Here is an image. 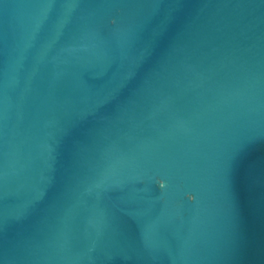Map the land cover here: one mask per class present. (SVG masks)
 <instances>
[{
    "label": "water",
    "instance_id": "1",
    "mask_svg": "<svg viewBox=\"0 0 264 264\" xmlns=\"http://www.w3.org/2000/svg\"><path fill=\"white\" fill-rule=\"evenodd\" d=\"M0 264H264V0H0Z\"/></svg>",
    "mask_w": 264,
    "mask_h": 264
}]
</instances>
